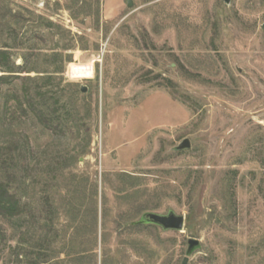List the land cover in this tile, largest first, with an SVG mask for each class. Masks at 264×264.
<instances>
[{"label":"rangeland","instance_id":"374dc122","mask_svg":"<svg viewBox=\"0 0 264 264\" xmlns=\"http://www.w3.org/2000/svg\"><path fill=\"white\" fill-rule=\"evenodd\" d=\"M0 49V170L24 212L0 221V264H264V0H0ZM158 90L190 118L120 169L108 115Z\"/></svg>","mask_w":264,"mask_h":264},{"label":"crops","instance_id":"0c3cea01","mask_svg":"<svg viewBox=\"0 0 264 264\" xmlns=\"http://www.w3.org/2000/svg\"><path fill=\"white\" fill-rule=\"evenodd\" d=\"M189 118L186 108L165 92L147 93L127 111H110L104 144L106 155L113 153L120 169H127L152 133L179 128Z\"/></svg>","mask_w":264,"mask_h":264},{"label":"trees","instance_id":"16d2710c","mask_svg":"<svg viewBox=\"0 0 264 264\" xmlns=\"http://www.w3.org/2000/svg\"><path fill=\"white\" fill-rule=\"evenodd\" d=\"M5 50L0 49V58L2 60L1 67H8L7 61H8V55L6 52H3ZM22 70L26 68L19 67ZM23 70V71H24ZM7 79V77H0V80ZM25 79V78H23ZM30 78H26L28 80ZM38 89V87L36 88ZM44 93L40 92L39 90H35L34 96H32L30 89L26 87H22V100L19 99V97H16V103L17 108L20 109L24 114L30 113L32 117L35 120H38L40 123H42L44 126H48L47 122L50 121V119H53L50 116V114L55 113L57 111V108L53 106V109H50L47 106L46 98ZM61 95L54 97L53 103L57 105L58 100L60 99ZM34 98H40L38 102L35 101ZM25 105V107H24ZM50 118V119H49ZM54 121H56L59 124H62V121H66L65 117L60 116H54ZM13 156V155H12ZM12 158V166L15 165ZM4 174L0 170V221L1 220H9L14 217H19L22 215L23 212V202L21 201V198L17 196V194L13 191L14 190V184L15 183V174H12V177L7 176V179L4 178ZM17 189V188H16Z\"/></svg>","mask_w":264,"mask_h":264},{"label":"water","instance_id":"95a60500","mask_svg":"<svg viewBox=\"0 0 264 264\" xmlns=\"http://www.w3.org/2000/svg\"><path fill=\"white\" fill-rule=\"evenodd\" d=\"M225 2H229V0H224ZM126 5L128 7L132 6V0H126ZM81 92H86V87L81 86ZM190 146V142L188 139H183L177 146V149H184ZM139 224H153L160 226L164 230H175L181 231L184 225V217L182 215H177L172 211H169L167 214H160L156 212H145L143 213L138 222ZM198 245V241L195 239L188 240V249L187 253ZM187 258L183 259L182 264H186Z\"/></svg>","mask_w":264,"mask_h":264}]
</instances>
